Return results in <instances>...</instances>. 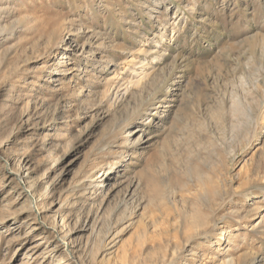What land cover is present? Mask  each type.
I'll return each mask as SVG.
<instances>
[{"label": "rangeland", "instance_id": "rangeland-1", "mask_svg": "<svg viewBox=\"0 0 264 264\" xmlns=\"http://www.w3.org/2000/svg\"><path fill=\"white\" fill-rule=\"evenodd\" d=\"M0 264H264V0H0Z\"/></svg>", "mask_w": 264, "mask_h": 264}]
</instances>
